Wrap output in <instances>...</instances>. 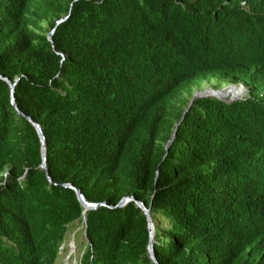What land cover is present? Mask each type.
<instances>
[{
  "label": "trees",
  "instance_id": "16d2710c",
  "mask_svg": "<svg viewBox=\"0 0 264 264\" xmlns=\"http://www.w3.org/2000/svg\"><path fill=\"white\" fill-rule=\"evenodd\" d=\"M0 77L51 179L0 79V264H153L127 196L158 264H264V0H0Z\"/></svg>",
  "mask_w": 264,
  "mask_h": 264
},
{
  "label": "water",
  "instance_id": "95a60500",
  "mask_svg": "<svg viewBox=\"0 0 264 264\" xmlns=\"http://www.w3.org/2000/svg\"><path fill=\"white\" fill-rule=\"evenodd\" d=\"M58 24V23H56ZM54 31V30H53ZM53 31L47 36L48 40L50 41L51 40V36L53 34ZM1 80H4L9 88H10V95H11V105L13 106V108L15 109V111L17 112V114L19 116H22L26 121H28L32 127L35 129L37 135H38V138H39V141H40V145H41V164H40V169H42L45 174H46V177L49 181V183H51V179L49 177V174H48V170L46 168V147H45V139H44V136H43V133L41 131V128L40 126L35 122L33 121L29 116H26L24 114H22L18 108L16 107V104H15V100H14V86H15V83H12L10 80L6 79V78H2L0 77ZM221 89L217 90L216 92H220ZM199 97H202V96H196V95H193V97L191 98L187 108L185 109V111L183 112V115L185 114V112L189 109L191 103L193 102L194 99L196 98H199ZM219 100H221L222 98L217 96L215 97ZM226 102H232V99H228L226 100ZM182 118L180 119L179 123L181 122ZM178 123V124H179ZM175 125V129L171 135V138L170 140L168 141V144H170L173 139H174V136H175V132H176V127L177 125ZM64 187H67L71 190L74 191L75 195H76V198L77 200L79 201V203L81 204V206L83 207L84 211H83V218H82V224L85 225L86 223V218H85V211H88V210H96L98 209L99 207L101 206H105V204H102V203H89L87 202L83 195L81 194L80 190L73 187L71 184H64L63 185ZM129 202H134L136 204V206L138 208L141 209V211L143 212V214L145 215L146 217V220H147V226H148V231H149V241H148V246H147V252H148V257L150 259V261L153 263V264H158L157 261H156V258H155V255H154V252H153V239H154V227H153V224H152V221H151V218H150V214H149V209L145 207V205L140 202V201H137L134 197L132 196H127V197H123L119 203L115 206V208H122L124 207L126 204H128ZM84 233H86V230L84 231ZM72 244H74V240L71 242Z\"/></svg>",
  "mask_w": 264,
  "mask_h": 264
},
{
  "label": "rangeland",
  "instance_id": "374dc122",
  "mask_svg": "<svg viewBox=\"0 0 264 264\" xmlns=\"http://www.w3.org/2000/svg\"><path fill=\"white\" fill-rule=\"evenodd\" d=\"M63 19H60L59 21H57V23H60ZM42 28L48 29V24L43 23ZM46 33H48L49 35L51 32H48L47 30ZM216 85L217 84L215 80H211V81L205 80L204 82L201 83L199 88L195 87L193 95L210 96V97L219 96L222 98V100H228L229 98L231 99L232 97L231 96L223 97V96H220L219 93H227L234 89H241L242 94L240 97H238L237 99H234L233 101L240 100L244 98L246 95V89L241 85L234 86V85L224 84L220 88L221 89L220 92H216L217 90H219V89H216ZM165 226L166 225H164V227ZM73 240H74V244L71 243ZM85 244H86V240H85V235H84L82 226H80L79 228H76L74 231H69L68 236H67V241L64 245V248L61 250L60 258L57 264H76V261H78V259L81 256V251L83 250Z\"/></svg>",
  "mask_w": 264,
  "mask_h": 264
},
{
  "label": "bare ground",
  "instance_id": "6f19581e",
  "mask_svg": "<svg viewBox=\"0 0 264 264\" xmlns=\"http://www.w3.org/2000/svg\"><path fill=\"white\" fill-rule=\"evenodd\" d=\"M242 94V91L241 89H234V90H231L227 93H219L220 96H223V97H227V96H231L232 98V101L234 99H237L238 97H240Z\"/></svg>",
  "mask_w": 264,
  "mask_h": 264
}]
</instances>
